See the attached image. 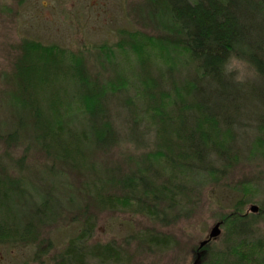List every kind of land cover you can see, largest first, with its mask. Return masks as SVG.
Masks as SVG:
<instances>
[{
    "label": "rangeland",
    "instance_id": "obj_1",
    "mask_svg": "<svg viewBox=\"0 0 264 264\" xmlns=\"http://www.w3.org/2000/svg\"><path fill=\"white\" fill-rule=\"evenodd\" d=\"M134 32L153 38L159 49L141 58L136 50L119 48L124 34ZM28 41L66 50L46 93H34L22 76ZM184 41L166 0H0V234L2 228L9 233L0 237V264H58L70 240L91 226L88 243L115 244L121 264H193L200 242L235 210L249 215L264 236V132L256 142L258 128L250 119L234 132V148L242 153L219 163L213 176L202 172L185 180L186 189L194 190L185 199L173 203L168 197L184 177L174 180L166 157H152L160 140L147 110L148 92L155 93L156 104L175 88L183 94L192 78ZM102 45L112 52L98 49ZM75 58L81 81L68 70ZM230 73L239 74L243 85L260 80L247 62ZM108 84L127 86L122 103L103 101L121 141L100 148L88 136L93 140L98 126L84 97ZM253 105L252 111L264 110ZM130 129H136L135 138ZM183 147L177 142V149ZM142 170L164 176L158 180L162 187L150 182L149 193L144 191ZM114 197L120 205L108 206L105 200ZM253 205L258 212L250 211ZM152 234L167 237L170 245H151L146 237ZM229 234L222 225L215 249ZM206 250L202 264L210 257Z\"/></svg>",
    "mask_w": 264,
    "mask_h": 264
},
{
    "label": "trees",
    "instance_id": "obj_2",
    "mask_svg": "<svg viewBox=\"0 0 264 264\" xmlns=\"http://www.w3.org/2000/svg\"><path fill=\"white\" fill-rule=\"evenodd\" d=\"M166 2L173 20L184 34L183 52L188 54L192 78L190 83L184 86L183 94L175 88L173 94L166 92L161 95L164 102L158 104L155 93L148 92L151 103H148L147 110L153 111L150 117L159 125L157 136L160 144L152 157H166L167 165L177 173L173 178L178 174L184 177L185 185L174 183L171 191L168 190L170 201L177 203L180 197L185 199L186 194L194 192L186 189L185 182L188 178L193 181V178L202 172L213 176L219 169V163L220 166L229 164L236 154L242 153L233 145L234 132L237 133L242 120L250 119L252 123L255 122L258 128L255 141H262L258 137L264 132V110L252 111L249 107L257 104L264 109V0ZM118 45L123 50H136L141 58L146 56L144 52L159 49L153 38L140 32L124 34ZM24 47L27 56L21 73L29 84L26 87L36 94L46 93L51 89L49 78L62 66V57L66 50L57 46H44L35 41H28ZM98 49L112 52L111 48L105 45ZM229 56H236L250 64L260 78L259 82L249 85L234 82L233 75L230 72L225 74L223 68ZM69 59V56L64 58L65 62H69ZM74 62L67 65L70 66L68 70L75 79H80L76 74L79 61L75 58ZM154 67L156 68L157 64H154ZM87 85L91 86L89 83ZM160 85L161 83L156 84L157 90ZM108 86L106 90L96 92L95 95H91L90 91L84 97L88 101L86 112L98 129L94 128L96 134L93 140L88 133L84 132L82 135L85 137L88 134L90 142L94 141L100 148L121 141L112 122H109L110 117L103 101L122 103L121 94L127 86ZM150 89L152 86L146 92ZM130 111L133 114L130 116L137 118V112L132 109ZM169 133L173 137H170ZM129 134L135 138L136 129H130ZM177 142L180 146L183 144V149L176 148ZM147 173L152 171L142 170L141 186L149 193V183L157 187L158 180L164 176H155L152 173L151 181ZM3 196L9 198L6 192ZM119 199L114 197V200L107 198L105 201L108 206L116 207L120 205ZM139 208L148 215L153 214L149 208L140 205ZM235 211L222 220L224 228L230 229L227 242L217 250L213 246L215 239L210 241L205 246V249H209L210 257L204 264H264V236H259L249 223V215H243L240 210ZM91 230L92 226L70 240L66 249L59 255L58 264L123 262L121 251L115 244H89ZM8 234V231L2 228L0 237L4 235L6 238ZM146 241L159 248L170 245L167 237L155 234L147 236Z\"/></svg>",
    "mask_w": 264,
    "mask_h": 264
},
{
    "label": "water",
    "instance_id": "obj_3",
    "mask_svg": "<svg viewBox=\"0 0 264 264\" xmlns=\"http://www.w3.org/2000/svg\"><path fill=\"white\" fill-rule=\"evenodd\" d=\"M259 207L257 205H253L250 208V211L253 213L258 212ZM223 224V221H218L212 228L208 235V238L204 239L200 242L198 250L196 252L195 260L193 264H202L203 257L206 255L207 250L205 249V246L212 240L216 239L221 234V226Z\"/></svg>",
    "mask_w": 264,
    "mask_h": 264
},
{
    "label": "clouds",
    "instance_id": "obj_4",
    "mask_svg": "<svg viewBox=\"0 0 264 264\" xmlns=\"http://www.w3.org/2000/svg\"><path fill=\"white\" fill-rule=\"evenodd\" d=\"M243 63H245V62L243 60H241L240 58H238L236 56H229L223 65V68L225 70V74H227L228 72H232L235 68V65L243 64ZM233 80L236 83H243L244 82L243 78L239 74L234 75Z\"/></svg>",
    "mask_w": 264,
    "mask_h": 264
}]
</instances>
